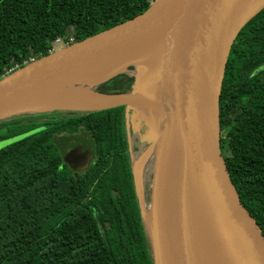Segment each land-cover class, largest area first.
Masks as SVG:
<instances>
[{
	"label": "trees",
	"instance_id": "obj_1",
	"mask_svg": "<svg viewBox=\"0 0 264 264\" xmlns=\"http://www.w3.org/2000/svg\"><path fill=\"white\" fill-rule=\"evenodd\" d=\"M155 1L0 0V79L47 56L57 39L92 37ZM132 81L120 74L95 91L126 94ZM58 113L0 122V139L35 130L0 149V264H152L124 108ZM219 127L230 180L264 235V9L232 45ZM79 129L93 144L86 169L64 162L59 138Z\"/></svg>",
	"mask_w": 264,
	"mask_h": 264
},
{
	"label": "water",
	"instance_id": "obj_2",
	"mask_svg": "<svg viewBox=\"0 0 264 264\" xmlns=\"http://www.w3.org/2000/svg\"><path fill=\"white\" fill-rule=\"evenodd\" d=\"M261 0H156L129 21L59 48L0 79V121L34 112L141 109L147 116L142 187L136 194L152 264H264V235L230 180L220 149L219 98L232 45L263 9ZM244 19L227 38L225 27ZM141 46L144 68L127 63L93 86L101 108L32 110L41 94ZM152 65V66H150ZM129 68L138 84L126 94L95 89ZM134 169V168H133ZM160 193L168 197L158 201ZM198 248L180 260L187 239Z\"/></svg>",
	"mask_w": 264,
	"mask_h": 264
},
{
	"label": "bare ground",
	"instance_id": "obj_3",
	"mask_svg": "<svg viewBox=\"0 0 264 264\" xmlns=\"http://www.w3.org/2000/svg\"><path fill=\"white\" fill-rule=\"evenodd\" d=\"M261 0L259 5L263 4ZM245 11L239 12L236 16L230 17L227 21L224 37L227 38L239 26L244 19ZM134 63L138 67L144 68L154 62L153 53L147 51L145 48L138 46L132 48L110 61L100 65L99 67L88 71L66 83L46 91L41 94V101H37L36 105L32 106V110H51V109H65V108H85L95 109L101 108L112 103L114 100L110 98L100 97L93 94L91 88L102 82L108 75L121 72L127 63ZM136 180L139 192L142 185V173L144 171L145 161L143 158L136 160ZM168 197L165 193H160L158 201L161 204L166 203ZM198 248V239L196 236H190L187 239L185 249L180 254L179 259H187L192 257Z\"/></svg>",
	"mask_w": 264,
	"mask_h": 264
},
{
	"label": "rangeland",
	"instance_id": "obj_4",
	"mask_svg": "<svg viewBox=\"0 0 264 264\" xmlns=\"http://www.w3.org/2000/svg\"><path fill=\"white\" fill-rule=\"evenodd\" d=\"M130 74L131 76H138L139 73L137 72V73H134L135 75H133V73L131 72ZM57 112H63V111H57ZM47 113H51V112H34L32 114L31 113L22 114V115H18V116H14L8 119L1 120L0 122L5 121V120H13L15 118H20L22 116L30 117V115H33V114H37L36 116H38L40 114H47ZM124 119H125V127H126L125 129L127 130V136L130 141V152H131V159L133 163L134 173L136 174L135 164H136V160L139 158H142V155H143L142 153H143L145 142H146V133H147V124H148L147 119L148 118L141 109L131 108L127 112L125 111ZM23 129L27 131L28 134H25V135L23 134V135L11 137V138L0 139V149L20 139H23L27 135L35 132V130L29 131L30 127H26V125L23 126Z\"/></svg>",
	"mask_w": 264,
	"mask_h": 264
},
{
	"label": "flooded vegetation",
	"instance_id": "obj_5",
	"mask_svg": "<svg viewBox=\"0 0 264 264\" xmlns=\"http://www.w3.org/2000/svg\"><path fill=\"white\" fill-rule=\"evenodd\" d=\"M130 73L131 71H129L127 74L124 73L122 75H125L127 78L132 79L133 76H131ZM117 76H115L114 78H116ZM112 79L108 80L105 83H109ZM124 88H127V85H125ZM136 89H138V84L136 80H134V83L132 81L131 85H129L128 93L134 92L136 91ZM111 94H115V93H111ZM123 108L125 114V107ZM68 113H74V112H62V113H58V115L60 118H62L64 116H69ZM124 128L126 127L124 126ZM59 138L62 141L61 148H63V154L65 160L64 162L67 163L68 166H70L73 169L74 168L86 169L89 165L93 163L94 155H93V144H92L91 136L88 133H86L84 129H79L72 136L62 135ZM77 173H80V171H78Z\"/></svg>",
	"mask_w": 264,
	"mask_h": 264
},
{
	"label": "built area",
	"instance_id": "obj_6",
	"mask_svg": "<svg viewBox=\"0 0 264 264\" xmlns=\"http://www.w3.org/2000/svg\"><path fill=\"white\" fill-rule=\"evenodd\" d=\"M69 42L71 43L72 42V39L69 40ZM69 42L68 43H63L60 39H57L54 43H53V46H52V49L50 52H53L59 48H63L67 45H69Z\"/></svg>",
	"mask_w": 264,
	"mask_h": 264
}]
</instances>
